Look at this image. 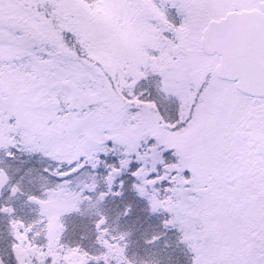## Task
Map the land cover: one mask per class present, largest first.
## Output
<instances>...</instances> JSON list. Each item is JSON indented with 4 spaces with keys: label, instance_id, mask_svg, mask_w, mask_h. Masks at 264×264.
Wrapping results in <instances>:
<instances>
[{
    "label": "snow or ice",
    "instance_id": "6c2138e0",
    "mask_svg": "<svg viewBox=\"0 0 264 264\" xmlns=\"http://www.w3.org/2000/svg\"><path fill=\"white\" fill-rule=\"evenodd\" d=\"M0 264H264V0H0Z\"/></svg>",
    "mask_w": 264,
    "mask_h": 264
}]
</instances>
